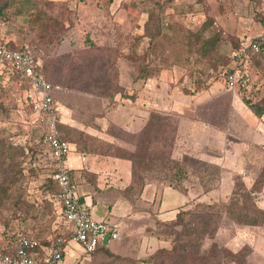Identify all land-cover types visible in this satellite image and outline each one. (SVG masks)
Wrapping results in <instances>:
<instances>
[{
    "label": "rangeland",
    "instance_id": "rangeland-1",
    "mask_svg": "<svg viewBox=\"0 0 264 264\" xmlns=\"http://www.w3.org/2000/svg\"><path fill=\"white\" fill-rule=\"evenodd\" d=\"M36 3L56 19V25L50 24L44 34L29 33L26 27L30 3L16 2L10 10L14 15L0 18V37L18 47L28 45L49 82L59 86L55 93L59 120L69 128L66 139L71 143L78 141V145L72 143L68 155L80 150L84 154L102 153L123 159L121 156L134 152L141 141L158 142L160 137H166L170 145L167 153L173 159L187 155L218 169L217 185L198 201L226 202L236 175L244 185H251L264 164V115L256 117L242 99L264 106V55L236 58L234 53H243L241 49L263 32L264 0ZM156 6L163 10L162 35L149 42L142 37L143 24L147 10ZM203 22L207 25L201 38H216L217 50L227 58V63L216 69L191 49L177 44ZM224 70L235 73L232 88L218 73ZM24 81L0 76V130L4 139L21 145L29 143L32 130L39 126L32 108L33 93ZM132 108L147 111L143 128L149 119L152 121L142 132L143 128L131 133L124 126ZM163 120L167 124H162ZM138 149L144 150L140 146ZM43 151L36 163L25 164L23 175L12 180L16 183L9 187L10 198L17 208L10 207L11 201L0 206V247L8 244L10 232L19 227L39 238L54 236L56 209L53 211L45 203L47 196L42 194L41 184L55 166L45 147ZM158 163L150 168L140 163L133 170L134 180H156L158 190L152 202L143 204L139 182L132 185V191L120 190V196L113 199L117 203L123 198L124 208L131 207L134 217L126 218V212L125 221L119 222L121 229L128 228L122 243L107 245L112 255L101 251L87 255L78 244L70 242L63 264H152L144 260L158 248L170 247V239L145 240L152 234L154 213L158 212L159 217L165 214L163 218L173 213L160 205L168 198L166 175H171L172 170L160 169ZM183 185L189 189L196 186L197 193L201 192L191 176ZM77 191L82 192L80 185ZM174 193L183 199V195ZM194 194L184 197L185 204L174 202L172 206L189 207ZM254 201L264 208V186ZM24 203L29 207H22ZM86 203L91 207L89 198ZM103 220L114 219L109 215ZM212 241L238 252V257H229L227 264H264V226L239 225L222 217ZM210 243L206 239L203 248L207 249Z\"/></svg>",
    "mask_w": 264,
    "mask_h": 264
},
{
    "label": "trees",
    "instance_id": "trees-1",
    "mask_svg": "<svg viewBox=\"0 0 264 264\" xmlns=\"http://www.w3.org/2000/svg\"><path fill=\"white\" fill-rule=\"evenodd\" d=\"M27 1L30 3L27 6L28 14L26 27L29 33L44 34L50 24H57L56 19L43 11L42 7L36 3V0H0V18L4 19L14 15V13L10 11L14 3L17 2L26 5ZM156 7V9L151 7L147 10L146 20L143 24L142 37L147 38L149 42L162 35L163 10L161 9L162 6ZM15 14L17 15L16 12ZM206 25V22H203L198 30L188 31L184 41L177 44L181 47L191 49L200 56L201 59L206 61L209 66L216 69L218 65L226 64L227 58L217 50L216 38H201L202 33L206 29ZM5 42L10 49L23 50L29 48L28 45L18 47L9 41ZM255 54L264 55V46ZM33 57L37 68L47 79L45 73L41 69V64L34 54ZM143 71L146 72L144 67ZM223 72L219 71L218 73H221L222 76ZM141 73L142 71L139 70V74ZM2 75L8 78L20 79L14 73L8 72L5 68H0V76ZM25 84L28 85L27 82H25ZM28 98L30 99L31 97L28 96ZM242 101L256 117L259 118L264 115V106L260 104V102H253L245 97H243ZM151 122L152 121L149 119L147 124ZM164 122L166 123V121L163 120L162 124H164ZM147 124L140 132L144 131ZM57 129L60 139L67 141L70 145H73L72 143L78 145V141H73L71 143L66 139L69 128H66L61 120L57 123ZM43 134L44 131L39 124V126L37 125V129L35 128L32 130V138L29 140V143L21 145L14 143L10 139H4L2 130H0V206H4L6 202L9 203V201H11L10 207L17 208L16 203L14 204L13 202V198H10L9 187L16 183L12 181L15 180L13 178L23 175L25 164L31 165L38 161L41 154L44 152L43 147H45L46 152L48 151L49 154L48 148L42 143ZM94 138L96 137H92L91 139ZM160 138L161 140L158 139V142L161 143L160 148L158 142L148 139L146 142L141 141L139 145L137 144V149L134 152L126 156H121L123 159L130 160L131 162L132 181L128 190H133L132 185L135 182H139L141 185L140 191L146 184L154 183L156 180L148 178L134 180L133 170L136 166H140V163L150 168L151 166H155V162L158 161V167H161L160 169L172 170V174L170 173L171 175H166V179L168 180L167 186L183 194L186 198L195 193L192 198L194 202L187 208H179L172 219L160 220L154 217L151 235L163 242L170 239L171 245L169 248H158L144 261L151 262L152 264H227L229 257L236 259L238 257V252L228 251L212 240L217 233L219 222L222 217H226L239 225L264 226V208L257 206L254 201L255 194L261 192L264 186V164L261 166L250 186L247 187L244 185L243 180L236 175L233 182V189L226 202L206 203L198 201V199L203 193L215 188L218 179V169L187 155H184L180 160L173 159L167 153V146L170 145H168L166 137ZM138 146L144 148V150L138 149ZM142 151L143 155H140ZM29 170L32 171V168L29 167ZM54 170H52L51 174L46 177L41 184L42 194L47 196L45 203L53 211L56 209L54 236L50 235L39 238L30 230L19 227L10 232L8 244L1 246L0 252L8 254L13 252V239L17 231H23L27 236L37 238L40 244L45 246L52 245L56 238L60 236L67 237L68 231L64 230L63 224L60 221L61 204L58 199L59 187L56 180L53 178ZM69 175L74 182L72 170H69ZM188 176L196 179L197 186L201 188L200 193H197L196 186L189 189L183 185ZM21 206L29 207V204L24 203L21 204ZM206 239L211 240V243L207 249H204L203 243ZM97 251L104 252L109 256L112 255L107 245L98 247L95 252ZM234 261L237 262L238 260Z\"/></svg>",
    "mask_w": 264,
    "mask_h": 264
},
{
    "label": "built area",
    "instance_id": "built-area-1",
    "mask_svg": "<svg viewBox=\"0 0 264 264\" xmlns=\"http://www.w3.org/2000/svg\"><path fill=\"white\" fill-rule=\"evenodd\" d=\"M264 46V30L241 49L243 53L235 52L240 58L255 54ZM0 68L14 73L24 79L32 90V108L38 117L44 134L42 143L48 148L49 155L55 166L53 178L56 180L60 200V221L67 237L60 236L50 246L40 244L37 238L27 236L23 231H17L13 239V252H0V264H63L69 254L70 242L78 244L84 254L90 255L103 245L120 238V228L117 222H109L92 217L90 206L81 200L76 184L69 175L67 155L71 145L58 137L57 102L55 93L59 86L49 82L37 68L33 53L29 48L23 50L10 49L0 37ZM222 77L230 88L234 86V72L224 71ZM69 227V228H67Z\"/></svg>",
    "mask_w": 264,
    "mask_h": 264
},
{
    "label": "crops",
    "instance_id": "crops-1",
    "mask_svg": "<svg viewBox=\"0 0 264 264\" xmlns=\"http://www.w3.org/2000/svg\"><path fill=\"white\" fill-rule=\"evenodd\" d=\"M147 116L148 113L146 110H136L134 108L130 109L124 123L126 130L131 133L138 132L143 128ZM72 148L74 149V147ZM73 151L74 154L68 155L67 157V165L70 170L73 171V180L76 186L80 185L82 187V192L80 193L82 201H85L86 203L87 198L90 199L92 217L106 219L109 215H112L114 220H109V222H117L118 224L121 220L125 219L123 216H125L126 212V218L134 217V215H132L131 207L127 210L124 208L125 201L123 198H121L120 201L118 200L117 203L115 200L113 201L115 197L120 196V190L125 191L130 187L132 181L130 162L128 160L118 159L112 155H105L102 153L84 154L75 150ZM167 187L168 189L167 191L165 189V193L168 195V198L164 203L161 202L160 205H162L166 210L171 209L170 212L173 213H170L169 215L167 214L169 216L167 218H163L165 214L159 217L158 212L154 213V217L160 220H169L174 217L179 208L175 209L174 206H172L173 204H185V196L183 194L169 186ZM157 190L158 185L156 183H148L141 191L139 190V192L142 193L141 196L144 198H142L143 204L152 202L151 200L153 197L157 195ZM163 190L164 189H162V191ZM174 191L183 195V199H179V195L176 193L173 194ZM161 196H163V192L161 193ZM121 197H123V194H121ZM130 202L127 203L130 204ZM104 208H106V210H104ZM127 228V226L123 229L120 228V238L112 240L107 245L114 242L122 243V237ZM155 238L156 237L153 235L148 234L145 240L153 241ZM138 239L140 240V237Z\"/></svg>",
    "mask_w": 264,
    "mask_h": 264
}]
</instances>
